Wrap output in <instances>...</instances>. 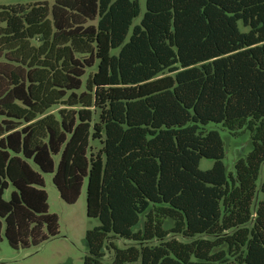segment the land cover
<instances>
[{"label": "trees", "instance_id": "trees-1", "mask_svg": "<svg viewBox=\"0 0 264 264\" xmlns=\"http://www.w3.org/2000/svg\"><path fill=\"white\" fill-rule=\"evenodd\" d=\"M139 12L0 5V240L58 235L50 173L65 203L86 185L83 264H264V0H145L131 28ZM208 123L249 132L232 172Z\"/></svg>", "mask_w": 264, "mask_h": 264}, {"label": "rangeland", "instance_id": "rangeland-1", "mask_svg": "<svg viewBox=\"0 0 264 264\" xmlns=\"http://www.w3.org/2000/svg\"><path fill=\"white\" fill-rule=\"evenodd\" d=\"M46 1L49 4L54 0H0V5L29 4ZM140 12L132 21L131 28L138 24L145 12V0H137ZM241 30H246L239 23ZM130 28V31H131ZM94 69H91L92 72ZM63 105H56L49 111L56 113ZM207 129L216 130L224 143L223 163L226 173L233 171L234 162L246 155L251 149L249 132L245 131L238 135L230 134L220 124L208 123ZM97 146L96 142H91ZM211 159L202 158L199 162L201 170L208 169L212 166ZM44 189L48 196V211L55 213L58 217L59 233L57 236L50 238L37 246L14 249L9 246L7 240L2 236L0 240V264H83V258L87 253V246L84 240L86 230L99 224L97 218L89 217L86 214V185L82 186L81 193L72 204L65 203L52 183V174L43 173ZM264 178V166L260 170L257 180L259 185ZM11 187L7 189L4 198L7 199ZM171 224L170 219H166L165 226ZM114 243L119 246H127L130 243L125 240H115ZM111 255L105 251L103 261L108 262Z\"/></svg>", "mask_w": 264, "mask_h": 264}]
</instances>
